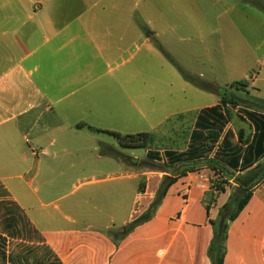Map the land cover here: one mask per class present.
<instances>
[{"label": "crops", "instance_id": "obj_1", "mask_svg": "<svg viewBox=\"0 0 264 264\" xmlns=\"http://www.w3.org/2000/svg\"><path fill=\"white\" fill-rule=\"evenodd\" d=\"M135 5L134 0H0V264H8L10 242L34 248V258L39 249L44 252L29 264H54V258L56 264H73L75 257L78 264H210V222L228 202L233 206L236 178L250 195L227 224L222 264H264V97L255 78L244 75V86L236 90L249 95L250 82L256 97L224 98L237 102L229 116L222 88L192 76L201 84L185 82L205 95L203 104L197 98L143 93L134 98L124 91L120 96L119 90L120 80L134 75V66H125L136 52L162 53L186 71L171 55L226 54L232 33L244 40L242 48L260 56L257 69L264 70V39L247 41L264 29V0H142L138 16ZM213 107L221 118L202 114ZM200 117L206 128L196 126ZM183 120L190 130L181 149ZM169 124L176 136L161 150L124 144L127 157L116 152L119 139L105 133L155 138L169 132ZM103 170L105 179L120 181L113 188L116 210L105 209L109 193L87 188L63 205L68 225L63 229L47 232L32 217L30 185L36 195L66 184L82 189L96 183ZM211 172L226 175L228 184L214 198ZM168 181L150 219L110 241L109 233L145 213ZM130 194L135 207L120 220ZM97 200L101 207L92 204L81 225V208ZM7 208L26 221L7 222ZM11 231L19 237H9ZM72 244L80 248L66 257L55 250Z\"/></svg>", "mask_w": 264, "mask_h": 264}, {"label": "rangeland", "instance_id": "obj_2", "mask_svg": "<svg viewBox=\"0 0 264 264\" xmlns=\"http://www.w3.org/2000/svg\"><path fill=\"white\" fill-rule=\"evenodd\" d=\"M134 2L136 4L134 14L136 16L141 15L142 11L140 5L142 3V0H134ZM249 10L251 13V8H248V11ZM259 15L260 14L258 13L257 16ZM263 30L264 29H261V31H259L257 35L252 38L247 37V41L252 44H257L260 40H263ZM227 41L229 40L224 39V42ZM243 42L244 40H242L240 35H238L237 33H232L230 44L231 46L228 49H225V51H227L226 54H223V50H220L221 52H216L215 54L209 56L210 58H208L207 55H204V53H200L199 56L197 55L198 57H192L187 54H174L171 55V59L182 64L184 70H186L185 72L188 73L190 76L199 79L200 82L209 84L208 86L210 87H213L214 85L216 86V88L221 87L222 90L226 93L225 97L254 98L256 97V90L261 97H264V70L257 69L260 56L242 48ZM144 53L145 52L143 51L136 52L133 59L130 60L129 63L125 66H128V69L134 66V72H132L134 75L132 79L127 82L120 80V96H123L124 91L125 93H128L130 97L134 98H138L139 93H143L145 95V98H197L199 102L198 105L207 102L205 95H198V93L196 92V88H193V86L188 85L185 82L186 80L178 72L176 67L172 65L162 53H155L150 55ZM228 64H230V70L224 71L223 66H227ZM147 65H149V67ZM207 68H209V70H207ZM119 72L123 73L124 71L120 69ZM244 75L246 77L252 76L253 78H255V92L252 90L254 88L253 85L248 82L247 87H249V95L243 92V88H240L239 91H237L235 87H231L230 83L227 84V81L229 79L230 81L237 83L243 81V78L245 77ZM195 78H193L194 83L198 82L200 85L201 83ZM214 80L216 81V84ZM192 88L194 90H192ZM214 98L219 97L215 96ZM195 104L196 103H194V105ZM232 106L234 105L230 104V106L226 107V113L228 116L230 115V111L234 109V107ZM186 123L187 122L185 120L182 121L181 144L179 140L175 139L177 142L179 141L178 145L181 146V149L186 147L187 135L190 130L189 125ZM169 127L170 131L167 132L168 134L165 133V135H163L161 133H158L157 137L152 138L153 140L150 145L151 150H161L164 145L172 141L171 138L176 136L174 127H171V124L168 125V128ZM116 144H118L116 147V152H118L120 156L123 155L127 157L129 155V152L124 148L125 143L119 140V142L116 141ZM137 152L141 153L142 151ZM119 155L117 156L120 157ZM104 173H106L105 170L101 172L102 175L96 176L99 179L96 183L88 184L82 189L73 190L70 184H66L65 187H62L59 190H56L55 192L48 195L32 194L31 189L35 187V184L30 185L27 191H25L32 195V198L30 199V211H32V217L35 216L40 221V225L47 228L45 230L47 232H54L63 229L64 227L68 226L67 222L64 220L65 218L62 208L63 205L66 202L77 198V196H79V194L81 195V193L87 188L90 189L89 191H94L103 194L109 193L110 197L107 199L108 204H106V202L104 203L105 209L106 211L116 210L115 200L113 199V197H115L113 194V191L115 189L113 188L119 185L120 181L107 180L105 179L106 176L104 175ZM208 176V186L210 192L213 194L212 198H214L216 194L220 192L217 191L216 187H222L224 189V187L228 185L227 183H225L227 178L225 177L226 175H218L212 172L209 173ZM237 179L238 178L235 179V183L238 186V184L240 183L237 182ZM237 186H232L231 188V199L235 196L237 192ZM101 203L102 202H99L97 200L81 208L80 213L85 216V220L81 222V225L87 223V216L90 217L92 204L94 206L96 205L95 207L99 209L101 206H98L101 205ZM54 205H57L59 209L55 210ZM124 205H126L124 212L119 213L117 216V218L120 220L124 217V215H127V213L135 207L132 204L131 194L125 198ZM95 213L97 217H99L97 211H95ZM29 215L31 216V214ZM101 223H107V218L105 216H103V218L101 219ZM122 234L123 233L121 232V229L111 231L109 233L110 241H115L119 239ZM29 248L30 247L20 248L14 246V242H10V247L8 251H12L13 253H22L23 256H28L27 254H25V252H29ZM79 248L80 247L78 245L72 244L70 248H66L63 245H60L55 250L59 254V256L63 258L67 256L68 250H78ZM31 249L34 250V248ZM43 254L44 252L39 249L34 258L35 252H33V254L29 257V261L33 263L34 259L41 260V257L44 256ZM75 259H77V257L72 259V263L78 264L79 262L75 261Z\"/></svg>", "mask_w": 264, "mask_h": 264}, {"label": "trees", "instance_id": "obj_3", "mask_svg": "<svg viewBox=\"0 0 264 264\" xmlns=\"http://www.w3.org/2000/svg\"><path fill=\"white\" fill-rule=\"evenodd\" d=\"M264 10V8H263ZM173 65L176 67V69L178 70V72L182 75V77L188 81L189 83L193 84L194 80L191 76H189L185 71H183L177 64L173 63ZM195 84V83H194ZM244 84L242 82H234L231 84V87H235L236 89H238L239 87H243ZM226 95L223 94L222 95V99H221V103H229L231 105H236V101L229 99V100H224V98H234V97H225ZM216 107L213 108H209V109H205L202 111V114L207 115V116H215L218 118H221L220 115H218L216 113ZM249 117H251V114H248ZM207 123L206 121H203L202 118L200 117L197 120L196 126L197 127H203L206 128V124L204 126L203 123ZM117 139H119L120 141L124 142L125 144H127L128 146L131 147H145L148 144L152 143V136L148 133H137V134H126V135H121L119 133H114V132H105ZM195 136V133L193 134ZM103 154H107L104 150H102ZM260 154V152L258 151V155ZM112 155L113 154H109ZM237 182H239V180L237 179ZM240 183V182H239ZM170 184V181L166 182L164 184V186H162L160 188V190L158 191V193L156 194V197L154 199V201L152 202V204L150 205V207L148 208V210L143 213L142 215H140L139 217H137L136 219H134L132 222H130L129 224H127L125 227H123L121 229V232L123 233L121 235L124 236L126 234H128L129 232H131L135 227H137L138 225H141L142 223L148 221L153 213V211L155 210V208L157 207L160 197L164 194L166 188L168 187V185ZM252 185V184H251ZM243 189L245 190L244 194L240 197L239 201L237 202V204L235 206H231L229 205L230 203L228 202L225 206H223V208L220 210L219 212V216H218V220L216 221H211V225L213 227V236L212 239L210 241L208 250H207V257L209 259V263L210 264H222L223 262V257H224V253H225V240H226V229H227V224L231 221H233L237 215L240 213V211L244 208V206L246 205L248 199H249V193L247 192V188L245 187V184H238V189ZM217 191H223L222 187H216ZM231 200V198L229 199V201ZM7 213H8V217L6 219L7 222L9 223H15V222H19V221H23L25 222V217L20 215L19 213L15 212V209H8L7 208ZM9 237L14 238L16 235L19 234V232H8ZM19 237V236H16ZM4 239V238H3ZM28 248V247H25ZM29 252H25V254H27L28 256H23L22 253H13L12 251H10L9 253H7V262L8 264H29L30 260V255L33 254V249H31V247L28 249ZM1 253L4 255V251H1ZM46 254L49 255V257H52V254L49 251H45ZM56 258L53 259V263L56 264Z\"/></svg>", "mask_w": 264, "mask_h": 264}, {"label": "water", "instance_id": "obj_4", "mask_svg": "<svg viewBox=\"0 0 264 264\" xmlns=\"http://www.w3.org/2000/svg\"><path fill=\"white\" fill-rule=\"evenodd\" d=\"M244 190L240 189L236 192L235 197L232 200V205L235 206L237 202L239 201L240 197L243 195Z\"/></svg>", "mask_w": 264, "mask_h": 264}]
</instances>
